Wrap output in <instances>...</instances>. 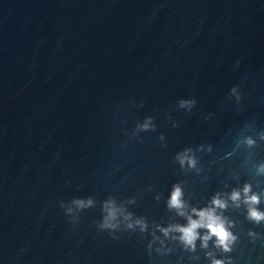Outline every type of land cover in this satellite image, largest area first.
<instances>
[{
    "label": "water",
    "instance_id": "water-1",
    "mask_svg": "<svg viewBox=\"0 0 264 264\" xmlns=\"http://www.w3.org/2000/svg\"><path fill=\"white\" fill-rule=\"evenodd\" d=\"M233 86L243 93L239 107L227 99ZM191 97V113L177 109ZM147 116L156 131L141 133L142 142L125 134ZM252 121L264 128V0H0V264L224 258L211 241L191 253L166 240L164 255H149L147 243L152 232L164 239L155 225L186 223L166 206L174 184L189 210L245 182L264 191L247 151L234 149ZM200 146L199 171L182 169L176 154ZM254 151L264 160V144ZM89 196L96 206L73 224L60 202ZM110 196L135 198L127 207L148 233L114 240L100 231ZM224 215L239 235L233 264H264V223H250L243 207Z\"/></svg>",
    "mask_w": 264,
    "mask_h": 264
},
{
    "label": "clouds",
    "instance_id": "clouds-1",
    "mask_svg": "<svg viewBox=\"0 0 264 264\" xmlns=\"http://www.w3.org/2000/svg\"><path fill=\"white\" fill-rule=\"evenodd\" d=\"M227 99L233 101L239 107L243 99L240 86L231 87ZM132 103L135 104V101ZM196 104L195 97L180 99L177 102V109L191 113ZM136 106L143 107V102ZM209 118L210 116L205 117V119ZM168 119L172 122L173 128L179 126L176 121L172 120L171 115L168 116ZM156 127L154 117L147 116L136 123L131 133L125 130V134L142 142L140 134L156 131ZM245 128L246 131L237 136L234 149L247 151L248 157L245 160V165L251 168L254 177H264V160H253L254 150L264 144V128L257 129L255 121L248 123ZM158 139L162 142V147H167L166 137L163 134L159 135ZM200 150H203V146L196 149L185 148L176 154L175 159L182 169L199 171L197 169L196 152ZM207 150L211 151L210 145ZM262 196H264V191H254L253 184L245 182L242 187L233 188L227 194L216 193L207 206L203 208L192 207L189 210V206L184 199L183 188L179 183L174 184L166 206L170 211H174L177 216L184 218L186 223H174L168 226L155 225L156 230L163 235L164 239L152 232V239L147 243L148 254L151 255L153 251L159 255L170 253L172 250L166 246V240L178 242L184 251L191 253L196 251L197 241L200 242V248L204 250L208 249L211 241L213 248L223 253L224 258H217L214 252L205 251L210 264H233L230 254L239 241V235L233 231L235 222L225 216L224 213L230 206L243 207L246 212V219L250 223L260 225L264 223V210L259 207L262 203ZM133 203H135V198H130L126 202H118L114 197H108L101 204L102 218L97 224V228L100 231L108 232L114 240L119 239L116 233L121 231L138 232L139 234L148 233V221L142 216L134 215L128 209L127 205ZM95 206L96 201L91 196L73 198L68 203L63 200L60 202V207L64 209L65 215L73 224L79 221L80 213ZM247 235L252 241L259 238V234L251 229ZM156 242L159 243V247L154 248Z\"/></svg>",
    "mask_w": 264,
    "mask_h": 264
}]
</instances>
